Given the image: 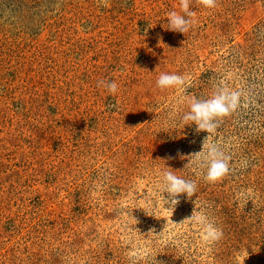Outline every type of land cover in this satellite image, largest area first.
<instances>
[{"label":"rangeland","instance_id":"rangeland-1","mask_svg":"<svg viewBox=\"0 0 264 264\" xmlns=\"http://www.w3.org/2000/svg\"><path fill=\"white\" fill-rule=\"evenodd\" d=\"M190 10L184 35L165 28L180 0H0V264H264V0ZM222 85L240 107L184 125ZM206 137L232 156L214 184L190 156ZM166 170L192 198L163 199Z\"/></svg>","mask_w":264,"mask_h":264},{"label":"clouds","instance_id":"clouds-1","mask_svg":"<svg viewBox=\"0 0 264 264\" xmlns=\"http://www.w3.org/2000/svg\"><path fill=\"white\" fill-rule=\"evenodd\" d=\"M191 0H180V11H171L167 14L168 23L166 30L186 34L190 31L195 23L194 17L196 13L190 10ZM197 3L205 9L216 7L217 0H197ZM98 4L102 7L109 6V0H98ZM186 78L183 75L161 73L156 80V87L160 90L181 87L185 84ZM98 87L105 88L109 93L115 94L118 85L114 80H100L97 82ZM242 91L233 90L226 85L220 86L208 98H195L189 101L188 110L182 115L181 120L184 125L195 124L196 132H207L212 134L216 131L218 120L233 114L241 105ZM181 159L195 157L197 167L202 170L199 174L208 183H216L233 171L232 156L224 150V148L214 140L206 137L202 144V150L188 157L178 153ZM171 158V157H169ZM247 161H242V166H247ZM160 192L167 194L164 198L170 205L175 207L180 203L179 197L186 195L192 198L196 192L197 184L193 180H186L174 174L172 170L162 171L160 174ZM191 219H196L198 223L203 225L205 240L209 243L218 241L223 233L216 228L203 215H197L193 212ZM154 231V230H153Z\"/></svg>","mask_w":264,"mask_h":264}]
</instances>
